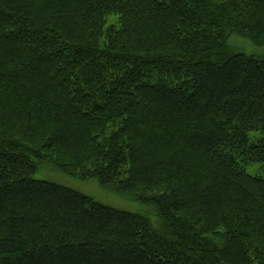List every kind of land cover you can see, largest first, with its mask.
<instances>
[{
    "label": "trees",
    "instance_id": "trees-1",
    "mask_svg": "<svg viewBox=\"0 0 264 264\" xmlns=\"http://www.w3.org/2000/svg\"><path fill=\"white\" fill-rule=\"evenodd\" d=\"M233 36L264 47V0H0V264H264V59Z\"/></svg>",
    "mask_w": 264,
    "mask_h": 264
},
{
    "label": "rangeland",
    "instance_id": "rangeland-1",
    "mask_svg": "<svg viewBox=\"0 0 264 264\" xmlns=\"http://www.w3.org/2000/svg\"><path fill=\"white\" fill-rule=\"evenodd\" d=\"M111 20L112 18H110V21ZM230 44L233 46L234 52L243 53L258 59H264V47H256L248 39L233 36L231 38ZM247 170L250 175L261 176L264 179L263 164L250 165L248 166ZM35 178L38 180L54 182L72 188L76 191L93 197L96 201L100 203H103L107 206H111L116 209L144 214L154 222L155 216L153 214L147 213L151 211L149 210V207L143 206L136 202L124 200L117 195L105 192L101 189L100 184L96 179L81 181L78 179H73L60 172L46 169H41L38 173H36Z\"/></svg>",
    "mask_w": 264,
    "mask_h": 264
}]
</instances>
